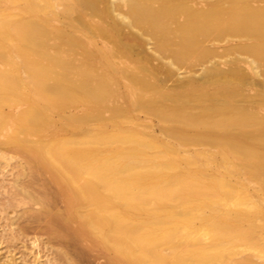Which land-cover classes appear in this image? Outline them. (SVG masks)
<instances>
[{"label":"bare ground","instance_id":"6f19581e","mask_svg":"<svg viewBox=\"0 0 264 264\" xmlns=\"http://www.w3.org/2000/svg\"><path fill=\"white\" fill-rule=\"evenodd\" d=\"M255 86L264 0H0L2 209L64 245L0 264H264Z\"/></svg>","mask_w":264,"mask_h":264},{"label":"rangeland","instance_id":"374dc122","mask_svg":"<svg viewBox=\"0 0 264 264\" xmlns=\"http://www.w3.org/2000/svg\"><path fill=\"white\" fill-rule=\"evenodd\" d=\"M60 9H62V7H60ZM190 70L191 69H187L186 67L184 68V69H182V72H183V75L185 74V73H189L190 72ZM187 71V72H186ZM179 76L177 75V76H174V77H172V78H174V79H172L171 78V80L169 81V80H167V83L169 84V85H173V84H175V82L174 81H176V84H178V82H177V78H178ZM178 80H179V78H178ZM171 84H170V83ZM167 84V85H168ZM259 86H261V85H259ZM257 86H255L254 87V89H253V91H252V93L251 94H254V93H259L258 92V90H260L261 91V89H262V91H264L263 89H264V87H257ZM255 89H257V90H255ZM257 91V92H256ZM157 127V128H156ZM155 129H157L158 130V126L157 125H155ZM17 159H15V160H13V162H12V166H10V167H8L7 169H5V170H3L4 171V174H0V253L1 254H6V255H9L10 254V256L13 258V260L11 259V263H14V259L16 260V262L17 263H19V262H25V260H27L28 262H31L32 263V260H34L33 258H35V256H39L40 258H41V260L43 261V263L44 262H46L47 260H54L53 259V257L52 256H54L55 257V255H56V250L57 249H59V250H61V249H64V245L62 246V244H60V246H59V241H55L56 243H54V242H52L51 241V243H49L48 244V241L50 242V240H49V236L47 237L46 235H48L47 234V230H45V229H47L46 228V226H47V224H46V222H48V219L46 218V216L45 215H43L45 218H43L42 216H41V220L38 222V224H37V222L35 223V221L34 222H31L32 221V219H33V214H35V213H40L41 212V206H39V205H37V203L35 202V201H32L31 202V200H30V198H29V200H28V204L26 205L28 208H26V210L27 209H30V212H31V210H32V212L31 213H27V215L28 214H32L31 216L29 215V217L31 218V221H28V220H26V219H23V215L20 213L19 215H18V218L16 217L17 216V214H16V216H15V213L14 212H12V210H8V211H5V210H3L2 209V204L4 203V201L7 199V197H9V195L10 194H12L13 193V191H15V188L13 187L14 186V177H15V173H17V168L15 167L16 166V164H17V161H16ZM33 178V176L32 175H29L28 176V178H27V180H28V182L29 183H31L32 181V183L34 184V180H37L36 178L34 179L33 178V180H32V178ZM38 179H40V181H41V179H42V181L45 179V181H46V178H44L43 179V177H41V178H38ZM27 180L25 179V183H27ZM38 181V180H37ZM36 181V182H37ZM40 181H38V182H40ZM42 181L40 182V183H42ZM45 181H43V183L45 182ZM37 182V183H38ZM29 183H27V184H29ZM31 183V184H32ZM42 183V184H43ZM46 183H47V181H46ZM36 184V183H35ZM34 184V185H35ZM34 185H31V186H34ZM39 185H41V184H37V185H35V186H39ZM43 186V185H42ZM257 185L255 184V183H251L250 184V187H251V190L252 191H254V188L256 187ZM41 187V186H40ZM40 187H37V189L38 190H40V189H42V188H40ZM49 188H52V186L51 185H49ZM49 188H48V190H49ZM33 189H34V187H33ZM35 189H36V187H35ZM34 189V190H35ZM37 189L34 191L35 192V194H38V191H37ZM53 189L55 190V192H54V190L52 191V189H51V191L49 190V192L51 193V194H55L56 193V187L54 186L53 187ZM5 190H7L8 192H9V195L8 194H6L5 193ZM37 191V192H36ZM62 202V201H61ZM60 202V200L57 202L58 204H56L55 203V205L56 206H58V208L56 207V210H60V211H62L64 208H63V206H64V203H61ZM34 204H36V205H34ZM32 205V206H31ZM34 205V206H33ZM55 205H54V207H55ZM33 209L34 210H38V211H35V212H33ZM40 210V211H39ZM29 211V210H28ZM12 213H14V214H12ZM19 217H22L21 219H19ZM27 217V216H26ZM25 217V218H26ZM29 217H27V219L29 218ZM21 220V221H20ZM37 220H39V219H36V221ZM45 222H44V221ZM17 222V223H16ZM28 222H30V223H28ZM19 223H22L23 225H22V227L23 228H21V229H19V227H18V224ZM30 225V227L28 228V224ZM43 223V224H42ZM45 223V224H44ZM13 224V225H12ZM36 224V225H35ZM28 225V226H27ZM38 225V226H37ZM19 226H21L20 224H19ZM45 228H44V227ZM37 227V228H36ZM19 229V230H18ZM18 230V231H17ZM22 231V233L24 232V234L25 235H21V236H19L18 234H21V231ZM25 230V231H24ZM20 231V232H19ZM44 232V233H43ZM18 233V234H17ZM15 234H17L18 236H16V237H14V239H12V235L14 236ZM35 236V237H34ZM48 238V239H47ZM37 240V243L35 244L34 242ZM46 240H48V241H46ZM34 241V242H33ZM39 242V243H38ZM41 242V243H40ZM47 242V243H46ZM59 242V243H58ZM34 244L35 245H39V246H36V247H34ZM42 244V245H41ZM53 244V245H52ZM58 245L59 247H57L56 245ZM33 245V246H32ZM39 247V248H38ZM48 247H50V248H48ZM53 247V250L51 249ZM61 247V248H60ZM49 249H51V250H49ZM54 249H56V250H54ZM59 250H57V251H59ZM37 251V252H36ZM52 251V252H51ZM83 251L84 252H80L77 256V258L76 257H74V260L77 262L76 264H112V263H108V259H107V256L106 255H104L102 252L100 253V251H98V250H95V251H89V250H87L86 249V246H84V249H83ZM35 252V253H34ZM40 252V253H39ZM38 253V254H37ZM83 253H85L84 255H83ZM97 253V254H96ZM30 254V255H29ZM87 254H89V255H87ZM28 255V256H27ZM35 255V256H34ZM79 255H81V256H79ZM87 255V256H86ZM85 256V257H84ZM99 256H100V258H99ZM52 257V258H51ZM83 258V260H82V258ZM89 257V258H88ZM105 257V258H104ZM49 258V259H48ZM107 261V262H106ZM96 262V263H95ZM61 264V263H60Z\"/></svg>","mask_w":264,"mask_h":264}]
</instances>
